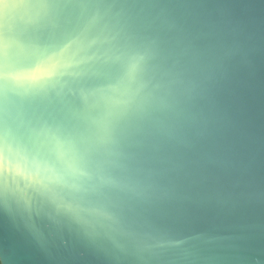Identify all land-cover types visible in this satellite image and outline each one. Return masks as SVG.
Returning <instances> with one entry per match:
<instances>
[{
  "label": "clouds",
  "instance_id": "1",
  "mask_svg": "<svg viewBox=\"0 0 264 264\" xmlns=\"http://www.w3.org/2000/svg\"><path fill=\"white\" fill-rule=\"evenodd\" d=\"M147 7L0 0V242L7 227L15 251L68 229L106 264H194L150 209L162 147L221 74L169 52Z\"/></svg>",
  "mask_w": 264,
  "mask_h": 264
},
{
  "label": "water",
  "instance_id": "2",
  "mask_svg": "<svg viewBox=\"0 0 264 264\" xmlns=\"http://www.w3.org/2000/svg\"><path fill=\"white\" fill-rule=\"evenodd\" d=\"M120 2L147 5V23L177 59L195 54L221 74L197 119L162 147V192L151 214L195 257L194 264H264V0ZM241 32L253 39H239ZM7 220L0 209V222ZM50 236L44 250L18 252L5 227L0 256L4 264H106L70 230Z\"/></svg>",
  "mask_w": 264,
  "mask_h": 264
}]
</instances>
